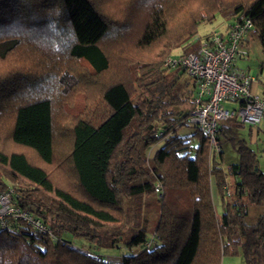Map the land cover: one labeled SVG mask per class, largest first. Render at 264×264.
<instances>
[{"label": "trees", "instance_id": "trees-1", "mask_svg": "<svg viewBox=\"0 0 264 264\" xmlns=\"http://www.w3.org/2000/svg\"><path fill=\"white\" fill-rule=\"evenodd\" d=\"M217 16L251 21L264 54V0H0V188L53 235L14 221L0 264H264L245 125L220 124L213 153L189 121L195 80L166 64L198 53ZM227 144L239 161L224 169ZM68 237L127 254L105 261Z\"/></svg>", "mask_w": 264, "mask_h": 264}, {"label": "built area", "instance_id": "built-area-1", "mask_svg": "<svg viewBox=\"0 0 264 264\" xmlns=\"http://www.w3.org/2000/svg\"><path fill=\"white\" fill-rule=\"evenodd\" d=\"M257 35L251 21L234 20L226 29L211 32L198 53L166 60L167 66L184 68L187 75L195 80V107L189 121L207 137L215 154L222 151L218 139L220 124L231 119L255 128L264 124V98L254 92V87L261 83L236 68L242 49ZM225 103H234L237 107L228 109ZM155 191L160 193L159 185ZM13 196L11 185L0 188V229L11 230L14 221H22L35 232L53 237L50 223L29 210L21 209Z\"/></svg>", "mask_w": 264, "mask_h": 264}, {"label": "rangeland", "instance_id": "rangeland-1", "mask_svg": "<svg viewBox=\"0 0 264 264\" xmlns=\"http://www.w3.org/2000/svg\"><path fill=\"white\" fill-rule=\"evenodd\" d=\"M234 20V19H233ZM232 20V21H233ZM231 22H226L221 16H217L216 20L209 24L204 23L199 28V35H204L206 32L221 31L226 29ZM228 24V25H227ZM244 53V54H242ZM264 63V54L262 52V47L258 36L253 37L250 40V45L246 46L243 51H241L237 61L236 68L240 71L250 74L255 79H259L262 89H264V68L262 65ZM225 107L228 109L236 108L237 105L234 103H225ZM258 129H260L258 131ZM196 132V128L193 125L188 127L184 126L178 128L177 134L181 137H192ZM239 139H243L247 142L248 146L257 154L259 161V168L264 173V124L260 127H250L245 126L239 131ZM194 144L196 141L194 140ZM224 151V163L223 168L227 169V166L230 164H235L239 161V156L233 150V148L227 144L223 146ZM155 150L152 151L154 154ZM218 214L222 213L221 208H217ZM253 212V211H252ZM254 213V212H253ZM68 241L72 242L75 247L89 250L94 254L100 255L105 261L110 259L114 260L115 258H121L126 253L125 250H96L89 243L81 239H72L71 237L67 238ZM140 249H136L134 252H138ZM222 264H245L242 253L235 257H225L222 261Z\"/></svg>", "mask_w": 264, "mask_h": 264}, {"label": "crops", "instance_id": "crops-1", "mask_svg": "<svg viewBox=\"0 0 264 264\" xmlns=\"http://www.w3.org/2000/svg\"><path fill=\"white\" fill-rule=\"evenodd\" d=\"M210 33L211 32H206V34H204L203 36L198 34V36L195 37L191 42L192 43H198V44L202 45L203 44V41L205 40L206 37L209 36ZM248 45H250V41L245 45V47L248 46ZM245 47L242 49V51L245 49ZM242 54H244V53H242ZM254 92L257 93V94H259V95H261V96L264 93L263 92V89H262V87L260 85L259 86L256 85L254 87ZM214 200L216 201V203H218V198H217L216 192H214Z\"/></svg>", "mask_w": 264, "mask_h": 264}]
</instances>
